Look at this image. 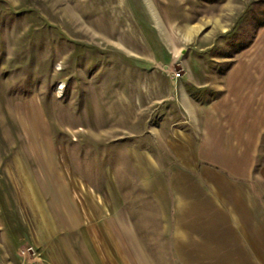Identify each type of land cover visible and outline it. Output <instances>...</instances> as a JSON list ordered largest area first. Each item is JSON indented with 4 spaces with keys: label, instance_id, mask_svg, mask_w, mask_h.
Segmentation results:
<instances>
[{
    "label": "rangeland",
    "instance_id": "1",
    "mask_svg": "<svg viewBox=\"0 0 264 264\" xmlns=\"http://www.w3.org/2000/svg\"><path fill=\"white\" fill-rule=\"evenodd\" d=\"M257 1L0 0V264H183L171 228L158 242L143 225L157 209L143 173L190 174L184 143L223 112L234 68L260 84L264 215Z\"/></svg>",
    "mask_w": 264,
    "mask_h": 264
},
{
    "label": "crops",
    "instance_id": "2",
    "mask_svg": "<svg viewBox=\"0 0 264 264\" xmlns=\"http://www.w3.org/2000/svg\"><path fill=\"white\" fill-rule=\"evenodd\" d=\"M248 69L226 73L217 90L222 114L207 119L199 140L190 134L184 143L190 154L188 176L177 180L172 175L162 187L166 180L156 161L147 164L151 173H143L148 193L157 202L156 212L145 213L149 219L143 225H157L158 242L165 239V227L171 228L167 239L176 257L183 259L177 263L264 264V215L252 194L261 124L249 92L260 84L247 75L253 73Z\"/></svg>",
    "mask_w": 264,
    "mask_h": 264
},
{
    "label": "trees",
    "instance_id": "3",
    "mask_svg": "<svg viewBox=\"0 0 264 264\" xmlns=\"http://www.w3.org/2000/svg\"><path fill=\"white\" fill-rule=\"evenodd\" d=\"M254 20L257 29L264 27V0L257 1L254 7Z\"/></svg>",
    "mask_w": 264,
    "mask_h": 264
}]
</instances>
